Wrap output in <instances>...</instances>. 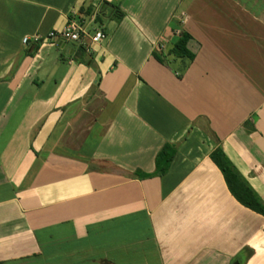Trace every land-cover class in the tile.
Returning a JSON list of instances; mask_svg holds the SVG:
<instances>
[{
	"label": "crops",
	"instance_id": "crops-1",
	"mask_svg": "<svg viewBox=\"0 0 264 264\" xmlns=\"http://www.w3.org/2000/svg\"><path fill=\"white\" fill-rule=\"evenodd\" d=\"M217 149L264 206V0H0V264H264Z\"/></svg>",
	"mask_w": 264,
	"mask_h": 264
},
{
	"label": "trees",
	"instance_id": "trees-1",
	"mask_svg": "<svg viewBox=\"0 0 264 264\" xmlns=\"http://www.w3.org/2000/svg\"><path fill=\"white\" fill-rule=\"evenodd\" d=\"M189 36L183 34L179 42L176 44V49L185 57L192 60V56L186 49V43ZM173 150L170 146H165L164 149L156 158V172L154 175H163L168 170V167L173 159ZM211 160L222 173L226 185L234 198L245 208L264 216V206L260 203L257 196L247 183L236 173L228 159L223 154L222 150L217 149L211 154ZM154 175H140V178H150Z\"/></svg>",
	"mask_w": 264,
	"mask_h": 264
},
{
	"label": "built area",
	"instance_id": "built-area-1",
	"mask_svg": "<svg viewBox=\"0 0 264 264\" xmlns=\"http://www.w3.org/2000/svg\"><path fill=\"white\" fill-rule=\"evenodd\" d=\"M84 34L81 30L79 24L75 21H72L69 23V25L66 27V29L58 36H55L51 34L49 36L50 39H52L56 44L62 43V42H79L80 35ZM104 35L101 33H96V35L92 38L93 43H99L100 41L104 40ZM35 41H38L35 39ZM29 42L28 39L23 40V44H27Z\"/></svg>",
	"mask_w": 264,
	"mask_h": 264
},
{
	"label": "clouds",
	"instance_id": "clouds-1",
	"mask_svg": "<svg viewBox=\"0 0 264 264\" xmlns=\"http://www.w3.org/2000/svg\"><path fill=\"white\" fill-rule=\"evenodd\" d=\"M140 50H141V49H140V46L138 45V46H137V51H140Z\"/></svg>",
	"mask_w": 264,
	"mask_h": 264
}]
</instances>
